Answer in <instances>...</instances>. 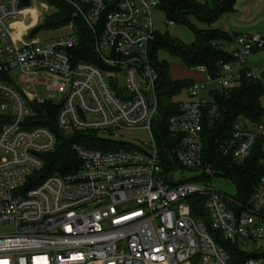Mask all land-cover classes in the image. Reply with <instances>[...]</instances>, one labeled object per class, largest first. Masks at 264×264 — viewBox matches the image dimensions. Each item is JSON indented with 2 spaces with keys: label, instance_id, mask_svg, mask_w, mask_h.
<instances>
[{
  "label": "built area",
  "instance_id": "2783aa9c",
  "mask_svg": "<svg viewBox=\"0 0 264 264\" xmlns=\"http://www.w3.org/2000/svg\"><path fill=\"white\" fill-rule=\"evenodd\" d=\"M22 1L0 0V264H264V118L238 117L215 141L231 162L251 155L262 165L245 199L216 189L220 172L205 160L200 134L213 111L210 89L201 90L227 92L253 77L247 58L264 38L246 33L225 43L231 59L217 62L213 76L191 67L203 80L173 99L166 168L150 62L158 0H65L91 33L96 63L75 59L72 24L39 30L44 8ZM27 8L34 23L25 28ZM51 121L64 137L94 134L100 147L73 142L77 165L42 178L57 143ZM138 129L146 140L117 138ZM241 240L259 244L244 254Z\"/></svg>",
  "mask_w": 264,
  "mask_h": 264
},
{
  "label": "trees",
  "instance_id": "16d2710c",
  "mask_svg": "<svg viewBox=\"0 0 264 264\" xmlns=\"http://www.w3.org/2000/svg\"><path fill=\"white\" fill-rule=\"evenodd\" d=\"M44 1L47 5H52L53 11L45 14L38 29H54L71 21L79 39L75 59L96 63L91 48V33L81 17L73 16V7L65 0ZM233 2L234 0H158L157 8L165 13L167 21H171L173 24H186L195 38L194 44L184 45L158 33L155 35L150 49V62L158 74L155 82V93L160 113L157 143L163 165L166 168L172 163L170 150L173 145V138L167 132L166 119L176 109L173 97L181 94V91H184L192 80L170 79L166 61L157 60L156 53L158 50L164 49L169 54L178 56L188 68L202 65L206 72L213 76L217 71V62H225L231 59L230 55L224 51L223 45L232 42L234 38L229 37L225 32L212 28L210 25L220 15L229 12ZM22 3L27 4L28 0H23ZM189 17H193L204 27H193L188 23ZM254 51L257 49H253L251 52ZM209 91L212 97L213 111L212 113H205L202 119L200 133L202 153L213 170L233 180L237 196L245 199L256 183L262 165H258L251 155L243 161L231 162L216 151L215 141L230 135L233 124L238 117H244L254 122L264 118V105L260 103V98L264 94V69L259 77L254 75L253 77L242 78L237 87L227 92L216 88ZM48 126L56 134L57 143L53 151L44 156V166L38 173L42 178L53 173L64 174L77 165L78 162L71 150L73 142L90 148L100 147L96 136L90 132L73 133L64 137L55 129L53 121ZM223 245L231 256H238L239 253L235 252L229 244L223 243Z\"/></svg>",
  "mask_w": 264,
  "mask_h": 264
},
{
  "label": "rangeland",
  "instance_id": "374dc122",
  "mask_svg": "<svg viewBox=\"0 0 264 264\" xmlns=\"http://www.w3.org/2000/svg\"><path fill=\"white\" fill-rule=\"evenodd\" d=\"M37 6H41V9H43L44 14H48L51 11H53V7H50L52 5H47V3L44 0H36ZM27 13V14H26ZM23 14L26 17H29V23L25 25V28L29 27L31 24L34 23V17L31 14V9L27 8L23 10ZM152 19L154 21V29L160 34L167 38H169L172 41H175L177 43H181L184 45H192L195 42V38L193 35V32L191 29L183 23H175L172 26H166L165 22H167V18L165 13L162 10L155 9L151 12ZM188 23L192 25L195 28H202L204 27L203 24H201L199 21L195 20L193 17H189ZM19 21V20H18ZM69 21L66 24H72V22ZM20 23L17 22L15 24H12L9 26V29L13 32L14 29H17V26ZM64 26V25H63ZM60 26V27H63ZM57 27V28H60ZM49 29V30H56ZM46 30V29H45ZM50 34H57L56 32H51ZM156 59L157 60H164L167 63L168 66V75L170 79H187L192 80L193 82H201L203 80V75H201L198 71L188 68L185 66L181 59L178 56L169 54L166 50L160 49L156 53ZM248 61L253 64L252 71L255 75V77H259L261 71L264 69V48L258 49L255 53L250 54L248 56ZM122 79H118V83H121ZM213 84H207L203 90H201V95H205L207 91L211 88H213ZM179 95L174 96L173 99L178 98ZM260 103L264 105V94L260 98ZM117 138L121 140H126L128 142L130 141H140V140H146L147 134L144 130L138 129V130H128L123 131L120 136ZM185 177L188 176V174L184 175ZM182 179V178H178ZM216 182V189L221 192L222 194H225L227 196L234 197L237 193L236 186L231 178L228 176H225L221 173L216 176L215 178ZM5 230V228H0V231ZM259 244L258 240H241L239 241V248L244 254H252L255 252V248ZM253 246L255 247L253 249Z\"/></svg>",
  "mask_w": 264,
  "mask_h": 264
},
{
  "label": "crops",
  "instance_id": "0c3cea01",
  "mask_svg": "<svg viewBox=\"0 0 264 264\" xmlns=\"http://www.w3.org/2000/svg\"><path fill=\"white\" fill-rule=\"evenodd\" d=\"M210 26L233 38L246 33L264 38V0H234L232 9L220 15ZM247 65L252 70L253 64L248 58Z\"/></svg>",
  "mask_w": 264,
  "mask_h": 264
}]
</instances>
